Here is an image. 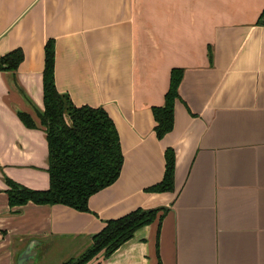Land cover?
Returning a JSON list of instances; mask_svg holds the SVG:
<instances>
[{"label":"crops","instance_id":"1","mask_svg":"<svg viewBox=\"0 0 264 264\" xmlns=\"http://www.w3.org/2000/svg\"><path fill=\"white\" fill-rule=\"evenodd\" d=\"M263 10L264 0H0V57L24 52L15 71L0 68V264H18L31 241L79 252L108 219L160 206L161 225L85 264H264ZM50 39L57 88L105 108L124 151L120 176L87 211L11 206L6 191V177L50 183L46 131L18 114L40 122ZM174 67L184 69L174 127L159 138L152 108ZM168 147L175 188L148 191L164 177Z\"/></svg>","mask_w":264,"mask_h":264},{"label":"trees","instance_id":"2","mask_svg":"<svg viewBox=\"0 0 264 264\" xmlns=\"http://www.w3.org/2000/svg\"><path fill=\"white\" fill-rule=\"evenodd\" d=\"M261 20L264 23V10ZM23 59V50L13 49L0 57V68L15 71ZM183 76L182 67L172 69L164 104L152 108L156 121L154 128L159 138H163L174 127L175 104L180 96ZM43 99L44 109L37 110L39 123L27 111L20 110L18 114L27 126L36 127L40 124L46 131L50 183L47 188L34 189L6 177L9 204L16 206L29 201L40 204L61 203L87 211L90 197L114 183L120 176L124 151L118 128L105 108L77 105L68 93L57 88L53 39L45 45ZM165 156L164 177L149 186L148 191H172L175 188V150L168 147ZM166 211L167 207L164 206L138 207L122 216L108 219L104 227L92 235L91 245L79 257H72L63 264H85L101 251L109 256L132 238L140 227L157 219L161 225Z\"/></svg>","mask_w":264,"mask_h":264},{"label":"rangeland","instance_id":"3","mask_svg":"<svg viewBox=\"0 0 264 264\" xmlns=\"http://www.w3.org/2000/svg\"><path fill=\"white\" fill-rule=\"evenodd\" d=\"M91 243H92V240L89 245H91ZM89 245L87 247L85 246L84 248H82L79 252L70 250V249H65L62 247H58L57 249L51 250L48 253L45 249L46 244H43L42 246L40 245L35 246L34 247L35 257L33 258V261L35 260H37V262L40 261V264H63L66 260L72 257L73 258L79 257L89 247ZM43 258L45 259L43 260Z\"/></svg>","mask_w":264,"mask_h":264},{"label":"water","instance_id":"4","mask_svg":"<svg viewBox=\"0 0 264 264\" xmlns=\"http://www.w3.org/2000/svg\"><path fill=\"white\" fill-rule=\"evenodd\" d=\"M34 241H31L27 247L18 256V264H33L35 257Z\"/></svg>","mask_w":264,"mask_h":264}]
</instances>
